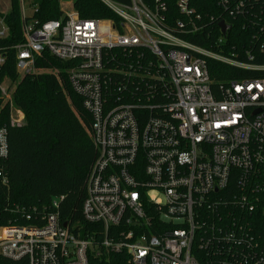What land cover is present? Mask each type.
Masks as SVG:
<instances>
[{
  "label": "built area",
  "instance_id": "built-area-1",
  "mask_svg": "<svg viewBox=\"0 0 264 264\" xmlns=\"http://www.w3.org/2000/svg\"><path fill=\"white\" fill-rule=\"evenodd\" d=\"M100 1L117 23L81 18L72 5L40 22L36 6L27 15L19 0L16 66L30 69L44 51L70 62L68 82L89 114L96 157L81 205L89 228L61 222L58 199L41 210L12 206L8 223L0 216V257L88 264L89 256L124 252L125 264H264V76L212 78L208 61L239 73L263 72L264 63L247 50L242 58L179 37L202 27L189 0H176L185 20L173 26L163 0ZM242 10L241 2L228 8ZM6 34L5 26L0 38ZM134 48L155 57L143 73L116 54ZM4 61L0 53V67ZM131 87L133 100L124 101ZM12 108L10 123L19 125L22 113L13 118ZM7 152L0 126V176Z\"/></svg>",
  "mask_w": 264,
  "mask_h": 264
},
{
  "label": "trees",
  "instance_id": "trees-1",
  "mask_svg": "<svg viewBox=\"0 0 264 264\" xmlns=\"http://www.w3.org/2000/svg\"><path fill=\"white\" fill-rule=\"evenodd\" d=\"M30 7L36 6L32 17L40 22L59 19L62 15L61 0H23ZM81 18L110 19L117 23L116 15L100 0H71ZM129 5L130 0H112ZM167 6V24L173 26L185 17L177 10L176 0H163ZM151 5L153 0H142ZM235 2L243 4V10L229 14L228 8ZM228 7L221 0H189L194 14L200 16L201 29L194 33H180L179 37L198 46L239 53L247 50L255 55L254 62L264 63V52L259 47L264 42V0H229ZM232 9V8H231ZM7 27L6 36L0 38V53L5 61L0 67V82L5 76L17 78L13 89L14 105L23 113L19 125L10 123V103L0 91V126L7 129L8 152L1 162L0 216L8 223L12 206L35 207L41 210L58 199L57 211L61 222L80 223L88 229L81 213L86 196V177L96 157L89 130V114L82 108L81 99L72 91L67 78L70 62L62 61L47 51L35 58L32 69L18 78L16 48L23 41L19 0H10V9L1 15ZM229 26L221 36L218 23ZM218 47H220L218 49ZM116 54L143 73L149 60L155 57L143 48ZM141 55L140 67L135 58ZM212 78L262 77L263 72H243L209 60ZM131 77L129 80H133ZM134 88L124 95V101L133 100ZM143 100V98H140ZM12 221V220H11ZM261 222V220H260ZM127 254L111 253L106 258L89 256L88 264H125ZM0 264H27L25 259L9 260L0 257Z\"/></svg>",
  "mask_w": 264,
  "mask_h": 264
},
{
  "label": "rangeland",
  "instance_id": "rangeland-1",
  "mask_svg": "<svg viewBox=\"0 0 264 264\" xmlns=\"http://www.w3.org/2000/svg\"><path fill=\"white\" fill-rule=\"evenodd\" d=\"M25 5V11L26 14L29 15L31 13V8L28 4H24ZM70 8V4H65L62 6V9L64 11H66L67 9ZM10 9V0H0V29L2 27H5L4 23L1 20V15H5ZM32 69V67L28 70H20L17 68L16 66V70H17V74H18V78L21 77L24 73L30 71ZM17 82V78L14 80H10L7 77H3L1 79L0 82V88H2L5 91V95L2 93L1 90V96L4 100L9 101L10 104H12L13 108H12V117L16 118L17 114L16 111L19 110L13 103V99H12V93H13V89L16 85ZM20 111V110H19ZM21 112V111H20ZM22 113V112H21ZM22 120H23V113H22ZM21 120V122H22Z\"/></svg>",
  "mask_w": 264,
  "mask_h": 264
},
{
  "label": "water",
  "instance_id": "water-1",
  "mask_svg": "<svg viewBox=\"0 0 264 264\" xmlns=\"http://www.w3.org/2000/svg\"><path fill=\"white\" fill-rule=\"evenodd\" d=\"M218 26H219V28H220V32H221L223 35L225 34L226 30H228V28H229V26L226 25L223 21H220V22L218 23ZM64 225H65V224H64Z\"/></svg>",
  "mask_w": 264,
  "mask_h": 264
},
{
  "label": "crops",
  "instance_id": "crops-1",
  "mask_svg": "<svg viewBox=\"0 0 264 264\" xmlns=\"http://www.w3.org/2000/svg\"><path fill=\"white\" fill-rule=\"evenodd\" d=\"M63 2L61 3V8L63 5L65 4H70V6L72 5V1L71 0H62Z\"/></svg>",
  "mask_w": 264,
  "mask_h": 264
},
{
  "label": "snow or ice",
  "instance_id": "snow-or-ice-1",
  "mask_svg": "<svg viewBox=\"0 0 264 264\" xmlns=\"http://www.w3.org/2000/svg\"><path fill=\"white\" fill-rule=\"evenodd\" d=\"M251 87V86H250ZM239 90V89H238Z\"/></svg>",
  "mask_w": 264,
  "mask_h": 264
}]
</instances>
